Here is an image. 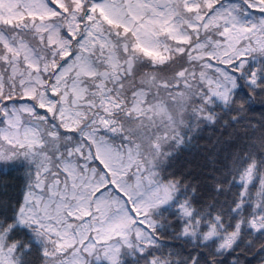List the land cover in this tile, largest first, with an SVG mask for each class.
I'll return each mask as SVG.
<instances>
[{"label":"snow or ice","instance_id":"1","mask_svg":"<svg viewBox=\"0 0 264 264\" xmlns=\"http://www.w3.org/2000/svg\"><path fill=\"white\" fill-rule=\"evenodd\" d=\"M0 264H264V0H0Z\"/></svg>","mask_w":264,"mask_h":264}]
</instances>
